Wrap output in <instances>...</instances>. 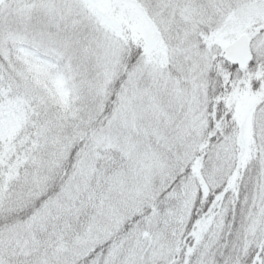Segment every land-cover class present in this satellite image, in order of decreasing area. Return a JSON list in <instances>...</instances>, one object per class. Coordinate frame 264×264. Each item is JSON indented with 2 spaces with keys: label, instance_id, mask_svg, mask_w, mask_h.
Instances as JSON below:
<instances>
[{
  "label": "snow or ice",
  "instance_id": "6c2138e0",
  "mask_svg": "<svg viewBox=\"0 0 264 264\" xmlns=\"http://www.w3.org/2000/svg\"><path fill=\"white\" fill-rule=\"evenodd\" d=\"M0 264H264V0H0Z\"/></svg>",
  "mask_w": 264,
  "mask_h": 264
}]
</instances>
